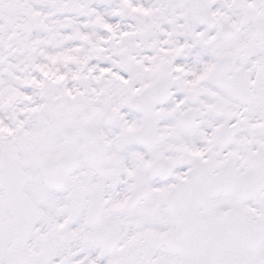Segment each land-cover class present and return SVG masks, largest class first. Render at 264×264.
Listing matches in <instances>:
<instances>
[{
	"label": "snow or ice",
	"instance_id": "snow-or-ice-1",
	"mask_svg": "<svg viewBox=\"0 0 264 264\" xmlns=\"http://www.w3.org/2000/svg\"><path fill=\"white\" fill-rule=\"evenodd\" d=\"M0 264H264V0H0Z\"/></svg>",
	"mask_w": 264,
	"mask_h": 264
}]
</instances>
